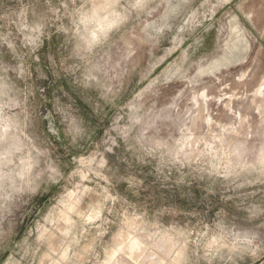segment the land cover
<instances>
[{
	"label": "rangeland",
	"instance_id": "obj_1",
	"mask_svg": "<svg viewBox=\"0 0 264 264\" xmlns=\"http://www.w3.org/2000/svg\"><path fill=\"white\" fill-rule=\"evenodd\" d=\"M263 79L264 0H0V264H264Z\"/></svg>",
	"mask_w": 264,
	"mask_h": 264
},
{
	"label": "bare ground",
	"instance_id": "obj_2",
	"mask_svg": "<svg viewBox=\"0 0 264 264\" xmlns=\"http://www.w3.org/2000/svg\"><path fill=\"white\" fill-rule=\"evenodd\" d=\"M258 98L259 100H257V102H255V98ZM252 102H254L255 104H256V108L260 111V110H263V114H264V79L260 82V84H259V86H258V88H257V90H255L254 91V94H253V97H252V100H251ZM254 104V105H255ZM243 113V112H242ZM236 115H238V117L240 116V113H238V114H236ZM235 118V117H234ZM244 119V118H243ZM244 122V121H243ZM258 127H259V125H258ZM222 128V127H221ZM224 129V128H223ZM222 129V130H223ZM228 129V128H227ZM235 129V128H234ZM262 130V129H261ZM260 131V130H259ZM264 131V130H263ZM262 133H264V132H262ZM261 133V134H262ZM233 134V133H232ZM261 137H262V135H261ZM216 139V138H215ZM262 139H264V137L262 138ZM261 146H263V144L261 145ZM234 149L236 150L237 149V147L235 146L234 147ZM261 149H262V147H261ZM264 149V148H263ZM236 152V151H235ZM252 152V151H251ZM262 153V152H261ZM247 154V153H246ZM260 154V153H259ZM262 155V154H261ZM261 155H260V157H261ZM165 241V240H164ZM138 243H134V242H130V243H128L125 247H126V249H124L125 250V252L128 254V255H130L131 257H132V255H133V252H137L136 254H137V256L139 257V256H142L141 254H143V247H141V246H139V244L137 245ZM164 247H166V246H164ZM167 248H169L168 246H167ZM165 249V248H164ZM136 254H135V256H136ZM150 254H152V253H150ZM154 256V255H153ZM130 257V258H131ZM129 258V257H128ZM134 258V257H133ZM152 258V257H151ZM136 259V258H135ZM140 259V258H139ZM153 259V258H152ZM155 259V258H154ZM131 260V259H130ZM123 262H125V261H123ZM153 263L154 264H158L159 263V260H153Z\"/></svg>",
	"mask_w": 264,
	"mask_h": 264
}]
</instances>
